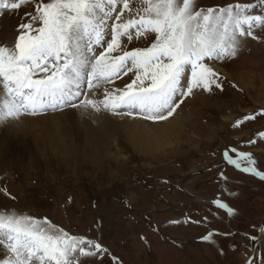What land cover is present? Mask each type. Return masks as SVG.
Returning a JSON list of instances; mask_svg holds the SVG:
<instances>
[{"label":"rangeland","instance_id":"374dc122","mask_svg":"<svg viewBox=\"0 0 264 264\" xmlns=\"http://www.w3.org/2000/svg\"><path fill=\"white\" fill-rule=\"evenodd\" d=\"M236 2L253 0H200V6ZM30 10L0 15V33H10V46ZM126 46L150 42L134 39ZM215 67L223 90L183 98L172 116L180 126L175 134H159L165 121L133 127L105 111L95 119L77 113L35 119L40 114L0 124V206L98 240L108 249L97 258L102 264H261L264 180L228 164L223 152L251 153L264 173V139L256 137L264 117L232 126L236 118L264 110V40L249 38L236 58ZM132 79L129 73L117 83L123 88ZM147 126L151 131L142 129ZM139 131L153 137L152 148L136 143L133 132ZM253 138L255 144L247 143ZM218 197L232 216L212 205ZM209 232L212 239L202 240Z\"/></svg>","mask_w":264,"mask_h":264},{"label":"snow or ice","instance_id":"6c2138e0","mask_svg":"<svg viewBox=\"0 0 264 264\" xmlns=\"http://www.w3.org/2000/svg\"><path fill=\"white\" fill-rule=\"evenodd\" d=\"M22 6L31 10L21 17L14 44L0 45V124L66 107L166 121L196 90L222 91L224 77L215 65L236 58L249 38L264 40V0L206 8L200 0H0V15ZM141 38L150 46L127 48ZM129 73L134 79L123 88L104 87ZM257 116L264 110L232 126ZM256 137L264 139V131ZM223 159L264 180L251 153L226 149ZM211 203L234 214L219 197ZM107 253L98 240L46 217L0 206V264H102L97 258Z\"/></svg>","mask_w":264,"mask_h":264},{"label":"bare ground","instance_id":"6f19581e","mask_svg":"<svg viewBox=\"0 0 264 264\" xmlns=\"http://www.w3.org/2000/svg\"><path fill=\"white\" fill-rule=\"evenodd\" d=\"M9 35H10V33L9 32L6 33L5 31H2V33H0V45H8V46H10L11 43H10V36ZM108 38L110 39V37H108ZM104 87H109V88L118 87V88H121V85H118L117 80H116V82H114L113 85H105ZM102 92H103V88L99 90L100 98H102ZM71 113H77L82 118H85V119H95L98 116H101V114H103L102 112L95 113V112H92L91 110H85V109H82V108L81 109L73 108V110L70 111V112L68 110H65L64 112L62 111L60 113H46V114H43L41 116H35V119H37V118L39 119V118H43V117H49L51 115H66V114H71ZM108 116L109 117H113V119H116V120L120 121L121 125H131L133 127H136L137 123H145V120H142V119H139V118H133V117H128V116H113L111 114L108 115ZM24 117L29 118L30 116L24 115ZM174 120L175 119H172V117H170L164 123L162 122V124H160V125H164L163 129L159 132V134H161L162 137H163L165 131L166 132L173 131L174 134L177 133V130H179L180 126ZM146 122H149V121H146ZM149 123H151V122H149ZM149 123L147 125H152V124H149ZM159 123L160 122H157L156 124H159ZM142 129H144V130H146L148 132L151 131V128L148 127V126L147 127H143ZM133 137L135 138L136 143L147 142L148 145L146 146V148H152L153 147V145H151L153 137L150 136L149 134H141L140 131L138 133L133 132Z\"/></svg>","mask_w":264,"mask_h":264},{"label":"crops","instance_id":"0c3cea01","mask_svg":"<svg viewBox=\"0 0 264 264\" xmlns=\"http://www.w3.org/2000/svg\"><path fill=\"white\" fill-rule=\"evenodd\" d=\"M221 70L224 72V70H223V69H221ZM226 73H227V72H226ZM226 73H225V74H226ZM230 74H231V73H230Z\"/></svg>","mask_w":264,"mask_h":264}]
</instances>
